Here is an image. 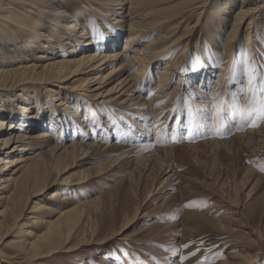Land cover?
<instances>
[{
    "label": "rangeland",
    "instance_id": "obj_1",
    "mask_svg": "<svg viewBox=\"0 0 264 264\" xmlns=\"http://www.w3.org/2000/svg\"><path fill=\"white\" fill-rule=\"evenodd\" d=\"M174 1L178 6L192 2ZM241 1L209 0L203 17L198 18L196 10L187 14L177 37L187 35L186 43L188 39L190 42L180 44L175 50L185 60V75L178 85L182 65L178 62V67L171 69L167 88L178 87L163 116L145 118L143 106L131 107L120 102L99 106L103 99L86 98L80 91L76 98L67 101L79 108L80 116L75 119L79 132L71 131L70 123L59 125L58 134L66 137L65 145L85 137L88 140L85 144L98 142V146L94 145L83 160L78 159L59 180L50 182L44 192L25 204L19 227L0 245L7 257L16 254L10 243L14 238H21L22 229L43 234L48 221L60 217L57 211L95 199L80 210L81 217L76 223L78 236L69 242L66 250L47 258L46 264H264V171H261L264 135L260 133L264 122L244 130L232 128L223 138L217 133L226 130L214 126L206 132L201 129L205 135L196 133L189 137L185 128L188 120L171 112L178 100L193 98L191 102L203 106L217 94L228 99L230 93L239 92L242 86L246 90V84L233 83L230 79L241 46L254 54L258 63L264 64V44L255 46V50L250 48L253 38L244 33L249 22L243 25L241 33L244 34L232 53L225 44L229 29L220 25L225 21L222 19L224 6L233 7L229 14L232 22ZM64 2L71 4L70 14L77 18L83 8L74 6L76 3L72 0ZM263 14L258 17L262 23ZM126 41L127 36L117 49H124ZM168 61L163 59V63L154 65L146 75L151 81L148 91L144 95L138 91L145 101L152 99L153 89L159 85L158 75L166 69ZM225 66L229 72L220 82ZM31 76L38 80V76ZM233 78L238 80L239 74ZM138 92L134 97L140 95ZM52 104L59 110L64 109ZM69 115L63 117L68 119ZM128 116L143 125L142 132L134 133L136 127L128 121ZM83 124L91 126L90 132H86ZM166 126L169 133L176 134L177 142L167 138L160 141ZM9 128V124L5 126ZM164 147L175 149L156 155V150ZM39 148L36 146L33 151ZM125 154L129 157L124 158ZM146 156L149 159H144ZM91 169L95 171L87 177ZM66 178L69 181L62 183ZM57 189H63L69 200H44ZM39 201H45L55 212H42L40 224L27 226L26 219ZM3 210L1 207L0 212ZM135 214L137 217L133 218Z\"/></svg>",
    "mask_w": 264,
    "mask_h": 264
},
{
    "label": "bare ground",
    "instance_id": "obj_2",
    "mask_svg": "<svg viewBox=\"0 0 264 264\" xmlns=\"http://www.w3.org/2000/svg\"><path fill=\"white\" fill-rule=\"evenodd\" d=\"M72 1L76 3L74 6L83 8L77 18L72 17V6L64 0H0V208L4 207L0 212V245L19 227L25 204L44 192L50 182L59 180L78 159L83 160L94 145L98 146V142L85 144L88 141L85 137L65 145L66 137L58 134L59 125L70 123V130L79 132L75 119L80 116L79 108L67 101L76 98L80 91L86 98L103 99L99 106L120 102L131 107L143 106L145 118L163 116L185 75V60L175 50L180 44L189 45L190 41L186 43L187 35H177L188 13L196 10L201 18L210 3L192 0L188 6H178L174 0ZM241 2L232 22L229 14L233 7L228 4L224 6V17L221 16L225 21L220 25L229 29L225 43L231 48L229 53L244 33L253 38L250 48L255 50V46L264 44V23L258 21L264 12V0ZM247 22L245 32L241 33ZM125 36L124 49H117ZM165 58L169 64L158 75L159 85L153 89L152 99L145 101L142 95L147 93L151 82L146 75ZM178 62L183 73L177 87L169 90L167 81ZM222 71L220 82L229 69L225 66ZM31 75L38 76V80ZM136 92L140 95L134 97ZM47 97L54 101L46 102ZM52 103L64 109L59 110ZM66 115L68 119L63 117ZM127 119L134 123V133L142 132V124L129 116ZM8 124L10 128L5 129ZM83 126L90 132L91 126ZM36 130L42 131L35 135ZM261 130L264 135V128ZM36 146L40 148L33 151ZM169 149L175 147L158 148L156 155ZM94 171L89 170L87 177ZM68 181L62 179V183ZM63 191H51L44 200H69ZM94 201L57 211L60 217L48 221L43 234L22 229L21 238L10 243L15 255L7 257L0 248V264H46L47 258L66 250L69 242L78 236L76 223L81 217L80 210ZM46 211L55 212L45 201L36 202L26 219L27 226L40 224L39 215Z\"/></svg>",
    "mask_w": 264,
    "mask_h": 264
},
{
    "label": "snow or ice",
    "instance_id": "obj_3",
    "mask_svg": "<svg viewBox=\"0 0 264 264\" xmlns=\"http://www.w3.org/2000/svg\"><path fill=\"white\" fill-rule=\"evenodd\" d=\"M237 73L238 80L233 78ZM233 77H230L233 83L246 84V90L242 86L239 92L230 93L228 99L217 94L203 106L191 102L193 98L177 101V107L171 112L174 116L183 115L188 120L185 128L189 137L196 133L205 135L214 126L216 129L226 130L217 133L223 138L232 128L244 130L247 126H258L260 122H264V64L258 63L255 55L241 46L234 60ZM166 138L177 142L176 134L169 133L167 126L162 130L160 140Z\"/></svg>",
    "mask_w": 264,
    "mask_h": 264
}]
</instances>
